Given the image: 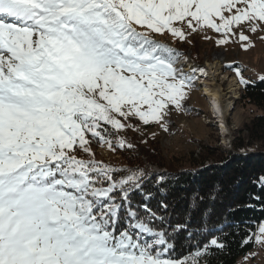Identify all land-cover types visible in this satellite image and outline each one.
<instances>
[{
    "label": "snow or ice",
    "instance_id": "6c2138e0",
    "mask_svg": "<svg viewBox=\"0 0 264 264\" xmlns=\"http://www.w3.org/2000/svg\"><path fill=\"white\" fill-rule=\"evenodd\" d=\"M207 30L247 50L246 33L264 40V0H0V264H211L226 248L189 232L173 258L166 176L94 150L170 132L204 69L185 71L166 38ZM255 182L264 193V176ZM219 195L197 190L184 211L205 214ZM250 241L264 248V222Z\"/></svg>",
    "mask_w": 264,
    "mask_h": 264
},
{
    "label": "trees",
    "instance_id": "16d2710c",
    "mask_svg": "<svg viewBox=\"0 0 264 264\" xmlns=\"http://www.w3.org/2000/svg\"><path fill=\"white\" fill-rule=\"evenodd\" d=\"M240 101L247 109L248 118L243 129L236 132L232 150L205 145L200 151L185 157V160L157 163L153 155L158 159L159 149L148 146L142 154L117 149V153L125 155L123 160L126 163L121 161L114 164L111 161L117 167L130 163L141 167L147 165L153 174L165 175L168 179L166 192L172 202V209L167 214L165 227L174 237L175 251L171 253L173 258H183L188 254L191 248L189 232L199 231L201 239L209 233L223 239L226 248L213 249L209 253L211 264H237L256 245L251 241L247 244L243 241L264 222V202L256 199L257 196L264 199V193L255 182L257 177L264 176V81L243 85ZM127 138L136 144L132 135L127 133ZM254 146H258L260 150L257 155L240 152ZM161 161L165 162L166 159L162 157ZM149 165H155L163 171L154 172ZM210 186L220 191L215 204L205 214L189 216L184 210L190 204L191 196L197 190L205 191ZM177 224L186 227L173 232Z\"/></svg>",
    "mask_w": 264,
    "mask_h": 264
},
{
    "label": "rangeland",
    "instance_id": "374dc122",
    "mask_svg": "<svg viewBox=\"0 0 264 264\" xmlns=\"http://www.w3.org/2000/svg\"><path fill=\"white\" fill-rule=\"evenodd\" d=\"M246 34L250 36L252 43V46L247 50L241 47V43L247 42H240L236 37H232L227 44H217V40L221 36L212 30H207L206 33L197 32L191 34L188 37L191 43L171 37L166 38V43L187 57L186 61H182V66L185 68V71H187L186 65L189 64L190 60L194 61L197 65L208 68L207 64L211 60L213 63L217 57L222 56L221 68L217 72H212L213 74L207 71L205 79L202 78L199 81L202 84L203 81L207 82L210 85L209 87L212 88L220 86L223 94L222 104L226 108L224 109L227 110L226 124L228 131L223 130L220 123L218 124L212 116L214 111L213 105L211 106L207 96L202 94L205 84L202 86L196 80V87L185 103L186 110L180 112L173 111L170 116L171 124L169 133L149 128L148 133L155 130L158 134L155 140L149 139L148 144L145 145L140 143L142 137L138 133L128 132V134L134 137L138 145L135 144L137 147L134 151L135 153L142 154L144 149L150 146L155 150L159 149L162 157L166 159L165 162H162L160 154L158 159L157 156L153 155L157 163H168L171 160L176 162L183 160L192 152L200 151L201 147L205 145L221 146L224 149L232 150L235 134L243 129L248 118L247 109L240 101L243 85L239 83L235 69L239 67L244 78L250 82L261 81L259 76L264 75V40H261L259 35ZM205 35L211 38L205 39ZM144 138H148V134ZM94 150L97 153V159H103L107 162L112 161L114 164H118L121 161L126 163V160H123L125 155L120 152H110L107 148H101L99 146H94ZM240 152L242 154L250 153L257 155L260 153V150L258 146H254L243 149ZM142 158L146 159L144 157ZM149 168L154 172L163 171V169L155 165H149ZM252 253H256V255L247 261L243 257L237 264H264L263 250H260V252L253 251Z\"/></svg>",
    "mask_w": 264,
    "mask_h": 264
},
{
    "label": "bare ground",
    "instance_id": "6f19581e",
    "mask_svg": "<svg viewBox=\"0 0 264 264\" xmlns=\"http://www.w3.org/2000/svg\"><path fill=\"white\" fill-rule=\"evenodd\" d=\"M221 59H222V56L217 57V59H215V61L213 63H212V60H211V62H209L207 64L208 65V68H206L204 66L197 65L194 61L190 60L189 61V64L186 65V68H187V71L189 70L190 67H197V68H203L204 69V72H202V73L201 72H197L196 73L197 83L200 82L199 84L202 85V86L205 84L204 85V89H203V92L204 93L202 92V94L206 95L207 98L209 99L210 103H211V106L213 105V108H214L213 113H214V115L212 113V116L216 119V121H217L218 124L220 123V126H221V128L223 130H227L228 131V127H227V124H226L227 123L226 122V116H227V113L226 112H227V110H225L226 108L223 107V104H222L223 103L222 102V98H223L222 95L223 94H222V91H221L220 86H215L214 88H212V87H209L210 85H208L207 82L203 81V84H202V82L199 81V79H202V78L205 79V76L207 74V71H210V73L217 72L221 68V65H222L221 64Z\"/></svg>",
    "mask_w": 264,
    "mask_h": 264
},
{
    "label": "crops",
    "instance_id": "0c3cea01",
    "mask_svg": "<svg viewBox=\"0 0 264 264\" xmlns=\"http://www.w3.org/2000/svg\"><path fill=\"white\" fill-rule=\"evenodd\" d=\"M260 250H263L264 251V248H261L259 245H255V247H254V249L252 250V251H250L246 256H248L250 253H252L253 251H255V252H260ZM245 256V257H246ZM244 257V258H245Z\"/></svg>",
    "mask_w": 264,
    "mask_h": 264
}]
</instances>
